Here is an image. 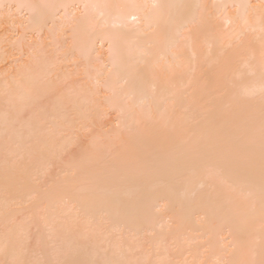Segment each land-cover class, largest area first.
<instances>
[{"label":"bare ground","instance_id":"1","mask_svg":"<svg viewBox=\"0 0 264 264\" xmlns=\"http://www.w3.org/2000/svg\"><path fill=\"white\" fill-rule=\"evenodd\" d=\"M0 264H264V0H0Z\"/></svg>","mask_w":264,"mask_h":264}]
</instances>
